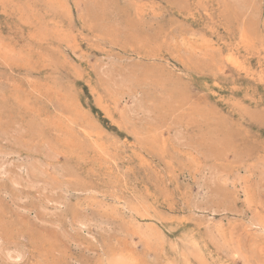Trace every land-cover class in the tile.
I'll return each instance as SVG.
<instances>
[{"label":"rangeland","instance_id":"obj_1","mask_svg":"<svg viewBox=\"0 0 264 264\" xmlns=\"http://www.w3.org/2000/svg\"><path fill=\"white\" fill-rule=\"evenodd\" d=\"M0 264H264V0H0Z\"/></svg>","mask_w":264,"mask_h":264}]
</instances>
